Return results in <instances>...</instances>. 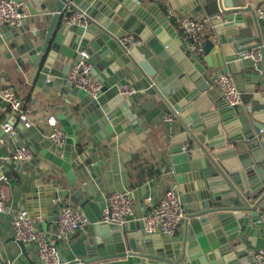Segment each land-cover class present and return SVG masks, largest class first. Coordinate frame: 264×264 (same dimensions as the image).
<instances>
[{
	"label": "water",
	"instance_id": "95a60500",
	"mask_svg": "<svg viewBox=\"0 0 264 264\" xmlns=\"http://www.w3.org/2000/svg\"><path fill=\"white\" fill-rule=\"evenodd\" d=\"M15 1L45 15L49 22L41 45L27 36L33 46H19L16 67L29 64L28 83L34 85L35 94L57 90L60 95L79 97L81 120L63 122L69 134L63 156L50 152L46 162L34 163L37 167L31 173L27 170L32 167L25 166L23 177L0 181V186L10 185L14 195L3 218L11 222L15 212L27 209L33 217L41 215L47 230V221L56 220L58 203L69 199L81 207L90 218L93 238L61 250L62 264H264L256 246L264 236V222H258L264 210L259 201L264 195V95L258 90L264 80V58L261 63L241 59L246 50L261 47L264 52L258 26V7L264 8V0H169L168 7L180 17L192 10L210 16L214 32L206 37L202 55L189 49L193 40L181 36L157 3L73 0L90 17L89 27L84 28L66 24L68 0ZM245 12L256 25L257 44L245 42L244 31L249 28ZM26 26L29 18L19 28L0 27V53L7 51L6 57H13L12 41L25 33ZM127 34L139 39L129 52L119 41ZM83 52L89 55L93 75L103 83L98 98L67 85L68 64L55 66L58 54L81 60ZM216 70L233 73L246 111L242 104L230 107L210 95ZM6 80L0 78V90ZM129 82L138 93L125 97L119 87ZM6 107L0 97V108ZM246 112L255 119L250 120ZM171 113L175 119L168 129L167 164L185 201L183 237L146 234L141 207L129 221L131 229L100 223L102 210L94 200L102 185L98 157L94 154V160L73 165L76 132L83 130L95 143L109 136L122 139L156 126ZM6 122L0 121V162L21 145L5 132ZM11 123L17 125L15 116ZM27 145L31 146L29 140ZM10 263L41 264L32 247L14 236L3 246L0 243V264Z\"/></svg>",
	"mask_w": 264,
	"mask_h": 264
},
{
	"label": "crops",
	"instance_id": "0c3cea01",
	"mask_svg": "<svg viewBox=\"0 0 264 264\" xmlns=\"http://www.w3.org/2000/svg\"><path fill=\"white\" fill-rule=\"evenodd\" d=\"M141 1L157 3L160 5L165 10L167 16L171 19L181 36L188 39V37L180 29L177 22L178 17L180 16L175 14L174 11L168 7L169 0ZM258 9L264 10V8H261L260 4ZM25 10L28 14L30 26H26L25 33H21L12 41L16 45L15 48L10 49L13 53L12 58L6 57L7 51L0 53V78H7L3 85L8 84L15 87L23 99V108L32 125L29 128L24 126V128L20 130L18 126L21 123L17 121V125L15 126L17 131V142L20 144H27V140H29L31 142V147L35 152V156L31 161L24 163L13 162L10 160V157L3 158L0 162V170L4 173L7 180H11L12 178L19 179L20 177H23L21 172L25 171V166L32 167L27 170L28 173H31V171L35 170L37 167L34 163H39V159L46 162L45 155L50 152L63 156L64 148L60 149L54 146L48 138V134L51 131V127L48 124V118L51 116L56 117L59 126L64 128L63 122L65 120H71L77 117L79 118L77 112L80 110L81 101V99L79 97H75V95H60L57 93V90H52L49 95L43 93L35 94L34 85L28 83L30 76L29 64L23 65L21 69L16 67L15 58L18 54H20V52L18 53L19 46L21 44H26L27 49H30L33 46L28 43L27 36L33 37L35 45H41L45 39L49 23L45 15H37L33 9L27 6L25 7ZM191 15L210 19L203 37L204 40L207 36L211 37L214 32V27L211 18L206 11L202 10L200 12H196L192 10L186 16ZM244 17L246 18L249 26V28L244 31L245 36H247V40L245 42H247V44H257L259 42V38L253 18L249 12H245ZM258 26L264 46V18L261 16H258ZM34 33H37L38 36H34ZM196 55L199 54L196 53ZM74 61V59L66 58L61 54H58L55 66L58 68H62L64 64L71 66ZM218 74H220V70L212 71V79H214V77ZM129 83L132 84L131 82ZM263 89L264 80L258 90L262 92ZM209 93L213 98H221L220 90L215 84L210 89ZM241 104L243 105L244 111H246V105H244L243 102ZM244 115H247L250 120L255 119L253 113L246 112ZM11 117L12 112L9 107L3 109L0 108L1 122L5 120L11 122ZM79 120L81 119L79 118ZM168 129L171 128L166 127L163 122H161L156 126L149 125L148 128H145L140 134L133 132L126 138L122 139H119L117 136H109L108 138H104L99 143H95L93 140L89 139L81 129L76 132L78 141L73 144L71 149L73 165L76 166L79 161H83L85 159L94 160V154H97L98 157L100 167V174L98 177L101 179L102 185L95 194L94 200L98 202L101 210L106 207L107 197L110 194L114 192L130 191L136 200V204L139 205V207L136 208L137 213L141 210L140 207L143 208L142 201L146 197L150 196L154 201H156L163 196L169 187L177 185L172 178L170 168H168L167 164L170 156L167 144L170 134ZM13 163L15 165H12ZM4 188L7 193V203L10 206L13 203V191L10 185H6ZM259 201L260 205L264 203V195L259 198ZM62 204L75 205L70 202L69 199ZM136 222L137 220H134L133 226H136ZM37 223L41 228L45 229L42 217L37 221ZM46 226L47 232L50 234V239L57 244L60 250L65 249L67 246L70 247L71 245L78 244L85 238L91 237L89 233L90 225L85 230L71 235L67 240H62L55 236V221H47ZM123 227L131 229L132 226L131 223L128 222ZM185 231L186 221H183L174 236L175 240L181 239ZM10 236H14L11 223L3 218L0 221V243L2 246L4 245V241ZM256 246L259 251L264 250V236L257 239ZM31 247L35 253V260H38L35 247ZM61 258L62 262H64L63 256H61Z\"/></svg>",
	"mask_w": 264,
	"mask_h": 264
},
{
	"label": "built area",
	"instance_id": "2783aa9c",
	"mask_svg": "<svg viewBox=\"0 0 264 264\" xmlns=\"http://www.w3.org/2000/svg\"><path fill=\"white\" fill-rule=\"evenodd\" d=\"M26 5L23 2L15 0H0V27L10 26L19 28L25 25L28 14L25 10ZM65 10L69 11L66 17V24L69 26L79 25L88 28L90 17L86 10L75 6L73 0L66 2ZM260 16L264 18V10H259ZM209 18L199 16L178 17V24L182 32L192 39L189 49L202 55L204 48L203 34L206 30ZM120 43L127 52L139 43V39L134 34H127L119 38ZM264 48V46H263ZM89 55L83 52L81 60H75L67 72V85L81 89L88 96L98 98L102 93L103 83L93 75V65L88 61ZM264 58V52L261 47L246 50L242 53L241 59H252L256 63H261ZM214 84L219 88L221 98L233 107L241 105L242 97L233 73H220L213 79ZM120 92L128 97L138 93L132 84L121 85ZM264 95V89L261 92ZM0 97L7 102L17 121L29 128L32 123L23 108V99L17 89L12 85H2ZM175 119V114H165L162 122L166 127H171ZM48 124L51 131L48 138L52 144L60 149L64 148L69 139L68 132L59 126L56 117L48 118ZM3 128L9 137H17L15 126L7 121ZM35 156L33 148L27 144H21L13 152L10 160L13 162L24 163L31 161ZM1 180H7L5 175L0 176ZM7 193L4 186H0V221L5 214H8L10 206L7 203ZM57 217L55 220V236L62 240H67L71 235L85 230L90 224L89 216L81 207L69 204H60L56 206ZM136 215V200L130 191L114 192L107 197V205L102 210L100 223L117 224L124 226L131 218ZM186 217L185 201L183 194L179 191L177 185L169 187L161 198L154 201L152 197H146L143 200V230L148 235L159 234L175 236L179 226ZM41 216L33 217L27 209H20L12 217L11 227L14 237L27 245L34 246L38 260L41 264H62L61 250L55 242L50 239L47 230L41 228L37 221ZM258 222H264V210L261 212ZM259 259L264 260V250L257 255Z\"/></svg>",
	"mask_w": 264,
	"mask_h": 264
}]
</instances>
